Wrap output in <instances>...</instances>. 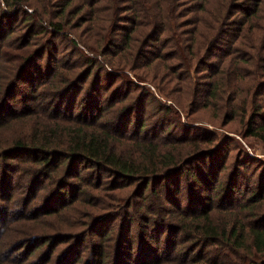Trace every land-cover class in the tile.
<instances>
[{
  "label": "trees",
  "instance_id": "trees-1",
  "mask_svg": "<svg viewBox=\"0 0 264 264\" xmlns=\"http://www.w3.org/2000/svg\"><path fill=\"white\" fill-rule=\"evenodd\" d=\"M184 1L0 0V264H264L261 174L218 185L228 140L143 121L150 104L180 116L156 93L187 116L240 114L235 131L264 145V0Z\"/></svg>",
  "mask_w": 264,
  "mask_h": 264
},
{
  "label": "rangeland",
  "instance_id": "rangeland-1",
  "mask_svg": "<svg viewBox=\"0 0 264 264\" xmlns=\"http://www.w3.org/2000/svg\"><path fill=\"white\" fill-rule=\"evenodd\" d=\"M190 2L193 3L194 0H185L184 2ZM13 21L11 22L14 32L17 33L20 31V27H21V20L17 17H14V19H12ZM258 22L260 23V27L264 28V18L263 16L258 20ZM20 28V29H19ZM115 31V30H114ZM257 30L255 28H253L251 31H248L244 37L242 38V42L244 44V47H242V51L243 52H248V48L252 45H255L258 42L257 39H255L253 37L254 32H256ZM121 32H119L118 37L120 35ZM55 46L56 49L54 51V49L50 50V54L52 55V58H54V56H56L58 59H64L67 58L70 54V48L68 47L67 43H65L64 41H62V39L60 37H57L55 39ZM228 48L227 44H222L219 48L218 51H216V53H214V57L209 59L210 62H214V64H216V57L217 54H219L218 52L223 50H226ZM49 55V53H45L43 55V60L46 59V57ZM174 62L179 63V59L176 57L174 60ZM216 67V65H214L213 67H209L207 69V72L212 71V69H214ZM246 70H250L249 68ZM143 72V69L140 68H136L134 71L129 72L128 73V77L130 80H133L134 82H137L136 79L134 78L133 73H140ZM179 73H183V74H190L189 71L183 70V69H179L178 71ZM197 73L192 74L191 76H196ZM208 74V73H205ZM201 75V74H199ZM206 75H201V77H199L198 79V83L197 84H201L200 81L203 82V80H205ZM117 84H120V82H118ZM139 84L146 90L147 88H149L150 91L154 92V88L151 86V84H149L148 82H139ZM259 84H261V87L264 86V83L261 81ZM28 84L26 85H22L21 87V91L22 89L27 90L26 88H28ZM85 88V86H83ZM200 87V85H199ZM198 87V88H199ZM130 89V95L127 96V99L131 96H135L137 94V92L139 91V89L137 90L135 87H133V85L131 87H126L125 90ZM19 91V92H21ZM155 97L160 98L162 100V102L165 105H169L172 109L176 110L177 112H179L180 116L179 118L175 115H173L172 113H164L162 112H155L154 111V105L150 104L146 107L145 112H144V116H143V121L147 126H151V128L155 129L156 132H158V128L162 129V128H167L169 120H174L176 123H179L180 125L184 124V125H188L191 126L193 128H202L204 130H208L212 133H214L216 135V138L218 139H223V140H228L227 141V145H226V150H223V154H225V163H224V167L222 168L220 175H219V179L217 180V184L219 185V180H222L223 182L221 184H226L227 181H229V183L233 182L236 180V178L238 176H236V174L239 172L242 173V175H244L247 179H250L249 182V186L251 189L256 190V187L258 189V187L260 186V178L257 177V174H261L262 178L263 177V164H264V145L261 144L259 141H257L256 139H254L251 136L248 137H243L242 135H240L237 131L235 130H239V123L240 121L238 120V118L240 117V114H237L235 116V118L232 121H228V119H226L224 117L223 119V123L222 121H220V119L218 118L219 112H216L214 110H209V109H200L199 111H197L196 113H192V115H188L186 114L185 110H180L177 109L173 102L171 101L170 98H163L161 96H159L158 94H154ZM119 98V97H118ZM126 99V100H127ZM250 103V97L247 96L246 97V101L244 102V106L245 108L248 107ZM12 106H19L18 100L17 99H13L12 101ZM173 112V111H171ZM161 113V120L159 119ZM156 114V115H154ZM244 116H247V113L244 114ZM239 122V123H238ZM241 124V123H240ZM216 142V141H215ZM247 160V161H246ZM247 162L246 165L244 166V163H242V167L240 166V168H238L239 166V162ZM208 163V162H206ZM206 163H199L198 167L202 170V171H210L208 170L209 167L206 166ZM207 169V170H206ZM237 174V175H238ZM185 177L182 178V182H180L179 186H180V196L183 197V200L186 199L187 193H189L190 191H193L194 186H185V181H184ZM242 180V181H241ZM226 181V182H225ZM238 182H244L243 179H238ZM44 189L46 188V186H42ZM133 186H131L130 188H132ZM43 189V190H44ZM125 190H130V189H125ZM205 190L202 191V193H204ZM228 193V191L226 192ZM15 198L17 197V193L15 192L14 194ZM136 224L134 223V225H132V227H134ZM117 227V222H113L112 225L111 224H106L104 225V229L109 228L108 231H106L108 234H112ZM136 230V226L135 229H133V233H135ZM134 235V234H133ZM92 239L89 238L86 241L85 246L83 245V249L86 248L89 244V242ZM133 244H135V242H133ZM134 247H136V245H134ZM211 250V248H208L206 250L207 253H209Z\"/></svg>",
  "mask_w": 264,
  "mask_h": 264
}]
</instances>
